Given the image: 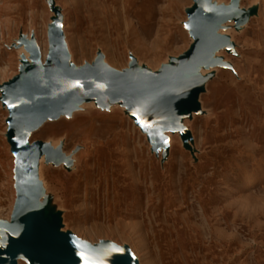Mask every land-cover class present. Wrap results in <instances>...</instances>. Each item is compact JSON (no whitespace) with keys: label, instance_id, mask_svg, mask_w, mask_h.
<instances>
[{"label":"rangeland","instance_id":"374dc122","mask_svg":"<svg viewBox=\"0 0 264 264\" xmlns=\"http://www.w3.org/2000/svg\"><path fill=\"white\" fill-rule=\"evenodd\" d=\"M208 1L229 13L214 32L225 43L193 75L197 110L172 119L167 138L150 141L125 108L91 104L27 135L61 152L37 170L36 211L49 224L58 217V233L110 243L136 264H264V0ZM197 2L0 0V97L20 80L18 45L30 41L47 62L57 23L68 70L99 61L158 74L189 50ZM7 118L0 102V220L10 223L18 186Z\"/></svg>","mask_w":264,"mask_h":264},{"label":"water","instance_id":"95a60500","mask_svg":"<svg viewBox=\"0 0 264 264\" xmlns=\"http://www.w3.org/2000/svg\"><path fill=\"white\" fill-rule=\"evenodd\" d=\"M228 15L223 9L211 7L208 0H198L188 25L193 44L178 60L155 75L138 73L134 66L118 74L99 61L90 68L68 70L58 23L51 33V53L45 66L38 62L37 47L23 42L30 53V78L21 72V83L14 79L1 89L0 97L8 110L7 138L17 161L14 172L18 186L10 223L0 220V264H15L17 258L27 264H87V259L82 257L102 261V264H136L125 249L110 243L92 247L60 234L55 217L48 224L42 214L37 213L38 157L40 154H46L49 159L61 156L48 143L37 141L28 146L25 138L43 119L67 114L74 102L94 99L99 106L112 102L127 105L141 129L156 141H162L159 131L168 126V117L176 118L180 107L197 110L194 98L198 79L192 76L180 80V77L196 63L204 66L215 63L208 56L225 40L208 29Z\"/></svg>","mask_w":264,"mask_h":264},{"label":"bare ground","instance_id":"6f19581e","mask_svg":"<svg viewBox=\"0 0 264 264\" xmlns=\"http://www.w3.org/2000/svg\"><path fill=\"white\" fill-rule=\"evenodd\" d=\"M237 16V15H236ZM220 24H221V21H219V22H217L213 27H211V28H209L208 29V31L209 32H215L216 33V30L217 29H219L221 26H220ZM225 26V25H224ZM51 31H53V29L51 30ZM49 42H50V46H49V48H48V50H47V54H46V57L45 58H48L49 56H50V53H51V42H52V34H50V36H49ZM28 45H29V43H30V41H28L27 40V42H26ZM193 44V41H192V43H191V45ZM191 47V46H190ZM38 48V47H37ZM18 49L20 50V52L21 53H23L24 54V56H26L27 55V57H26V60L25 59H22V61H21V66H20V72H23V73H26L27 74V76H28V78H30V74L28 73V69H31L32 68V65H31V61H30V53H29V51L25 48V45L23 44V43H20L19 45H18ZM190 49V48H189ZM215 47L213 48V50L211 51V53L209 54V58L210 59H212V54H213V52L215 51ZM41 55H42V53H40L39 52V49H38V62H39V64H40V66H45L46 65V62H45V60H44V62L43 63H41L40 62V57H41ZM70 66L71 65H68V61H67V63H66V68L67 69H69L70 68ZM170 65H168V67H169ZM206 66H204L203 64H201V63H196L194 66H193V68L192 69H190V70H188L182 77H180V80H186V79H189L190 77H192L193 75H195L196 73H198V74H202V73H204V71H202V72H200L201 70H203L204 68H205ZM21 78H22V75H21V77H20V83H21ZM160 101H161V99H160ZM89 104H91V106L93 107V105H94V107L96 108V109H99V110H108V109H110L111 107H116V106H118V107H121V108H125L128 112H129V114H131V111H130V108L127 106V105H125V104H121V103H118V102H112V103H110V104H107V105H102V106H99V105H97L96 104V102L94 101V99H88V100H82V101H80V102H74V103H72V106H71V109H70V111L67 113V114H60V115H58L57 117H55V118H45V119H43L37 126H35V127H33L29 132H28V134H30V133H32L33 131H35L36 129H38L43 123H45V122H47V121H53V120H57V119H59V118H61V117H71V115H72V113L74 112V111H76V110H80V109H83L84 108V106H87V105H89ZM83 105V106H82ZM82 106V107H81ZM3 107H4V109L6 110V112H8V110H7V107L5 106V105H3ZM168 108H170V106L168 107ZM184 113H188L187 112V110L186 109H184V108H179V110H178V118L179 117H182L183 115H184ZM190 113V112H189ZM174 119V118H173ZM134 120V119H133ZM173 120L172 119H170V117H168L167 118V123H171ZM134 122H135V120H134ZM136 123V122H135ZM7 125V124H6ZM136 125L139 127V128H141L140 126H139V124H137L136 123ZM7 128V127H6ZM168 131L166 130V129H161L160 131H159V135H160V137L161 138H165L166 136H165V133H167ZM144 133H146V132H144ZM27 134V135H28ZM5 136H6V140H7V142H8V138H7V131H6V134H5ZM27 137V136H26ZM167 138V137H166ZM26 139V138H25ZM155 140V137L154 136H151V138H150V141H154ZM27 144H28V146H30L32 143H28L27 142ZM50 145V144H49ZM50 147H51V149H53V150H57L58 149V146H56L55 147V145H50ZM9 149H10V152L12 153V150H11V147H10V145H9ZM13 154V153H12ZM58 154H59V156H61V152H60V150H58ZM16 159V158H15ZM41 159H43V163L42 164H50V163H57V162H59V160H58V156L57 157H54V158H51V159H49L47 156H46V154H40V156L38 157V161H37V169H36V172H35V176H36V181H37V183H38V185H39V190H40V193H39V196H38V198H37V201H36V209H38V200H40L41 198H42V196H43V189H44V183L42 182V180L40 179V176H39V174L37 175V170L40 168V165H42L41 163H40V160ZM63 163H65V162H63ZM14 175H15V172H14ZM14 205H15V199H14V202H13V206H12V210H11V214H10V217H11V215H12V213H13V209H14ZM46 221H47V223L49 224V222H48V219L44 216L43 217ZM56 218V220H57V222H59V218L58 217H55ZM34 225H35V221H34ZM59 225V224H58ZM178 259V258H177ZM17 261H22V262H26V261H24L22 258H17L16 260H15V264H21L20 262H17Z\"/></svg>","mask_w":264,"mask_h":264},{"label":"snow or ice","instance_id":"6c2138e0","mask_svg":"<svg viewBox=\"0 0 264 264\" xmlns=\"http://www.w3.org/2000/svg\"><path fill=\"white\" fill-rule=\"evenodd\" d=\"M75 86H79L78 84H76ZM143 126V125H142ZM166 142V141H165ZM167 143V142H166ZM82 259H87V264H102V261H98V260H95V259H88V258H85V257H82Z\"/></svg>","mask_w":264,"mask_h":264}]
</instances>
